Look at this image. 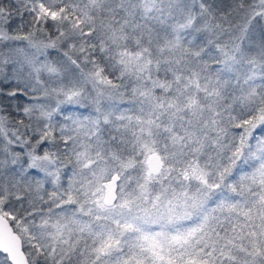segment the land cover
<instances>
[{"label": "snow or ice", "instance_id": "1", "mask_svg": "<svg viewBox=\"0 0 264 264\" xmlns=\"http://www.w3.org/2000/svg\"><path fill=\"white\" fill-rule=\"evenodd\" d=\"M0 264H264V0H0Z\"/></svg>", "mask_w": 264, "mask_h": 264}]
</instances>
